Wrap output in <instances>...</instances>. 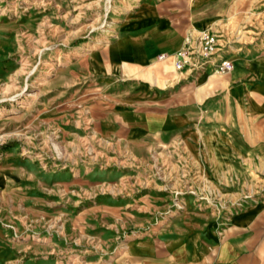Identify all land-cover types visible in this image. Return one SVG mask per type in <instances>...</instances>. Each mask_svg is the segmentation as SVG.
<instances>
[{
	"label": "rangeland",
	"instance_id": "374dc122",
	"mask_svg": "<svg viewBox=\"0 0 264 264\" xmlns=\"http://www.w3.org/2000/svg\"><path fill=\"white\" fill-rule=\"evenodd\" d=\"M142 1L0 0V264L163 262L170 239L204 240L264 196L253 125L252 153L207 173L105 105V47ZM230 1L204 62L264 50V0Z\"/></svg>",
	"mask_w": 264,
	"mask_h": 264
},
{
	"label": "crops",
	"instance_id": "0c3cea01",
	"mask_svg": "<svg viewBox=\"0 0 264 264\" xmlns=\"http://www.w3.org/2000/svg\"><path fill=\"white\" fill-rule=\"evenodd\" d=\"M224 2L196 0L187 8L179 0H143L111 48L105 47L96 75L107 93L105 105L116 106L132 135L178 146L207 173L217 172L218 156L229 161L252 153L246 126L256 127L257 150L264 156V50L221 52L207 62L199 53V38L228 8ZM223 60L231 68L219 73ZM124 67L132 69L127 80L121 79ZM263 206L261 196L204 240L170 239L164 261L151 264H264Z\"/></svg>",
	"mask_w": 264,
	"mask_h": 264
},
{
	"label": "built area",
	"instance_id": "2783aa9c",
	"mask_svg": "<svg viewBox=\"0 0 264 264\" xmlns=\"http://www.w3.org/2000/svg\"><path fill=\"white\" fill-rule=\"evenodd\" d=\"M198 48H199V51L201 52L202 56H203V59L205 60L207 58V56L210 54L209 51L211 50V38H208L207 35L203 34L200 36L199 38V41H198ZM181 56L184 55V53H180ZM159 59H162L163 56L160 55L158 57ZM175 68H179L180 67V64L179 63H175ZM231 68V64L226 61V60H223V61H220L218 66H217V71L219 73H226L230 70Z\"/></svg>",
	"mask_w": 264,
	"mask_h": 264
}]
</instances>
